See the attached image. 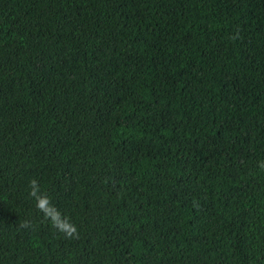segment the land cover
<instances>
[{
  "label": "trees",
  "instance_id": "1",
  "mask_svg": "<svg viewBox=\"0 0 264 264\" xmlns=\"http://www.w3.org/2000/svg\"><path fill=\"white\" fill-rule=\"evenodd\" d=\"M261 163L264 0H0V264H264Z\"/></svg>",
  "mask_w": 264,
  "mask_h": 264
},
{
  "label": "clouds",
  "instance_id": "2",
  "mask_svg": "<svg viewBox=\"0 0 264 264\" xmlns=\"http://www.w3.org/2000/svg\"><path fill=\"white\" fill-rule=\"evenodd\" d=\"M264 168V163H261ZM28 196L35 204L37 211L43 214V218L48 221L52 228L58 233L63 234L66 239H76L79 237V226L73 222L72 218L63 213L55 204L47 191L42 190L39 181L36 178L28 182ZM31 227V221L23 220L19 223L20 229Z\"/></svg>",
  "mask_w": 264,
  "mask_h": 264
}]
</instances>
